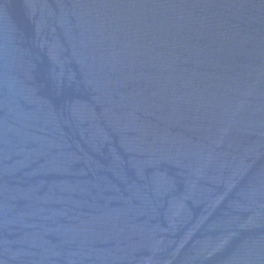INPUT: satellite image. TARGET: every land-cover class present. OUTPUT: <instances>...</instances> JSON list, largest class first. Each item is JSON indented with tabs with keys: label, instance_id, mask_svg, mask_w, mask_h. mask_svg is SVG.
Segmentation results:
<instances>
[{
	"label": "water",
	"instance_id": "1",
	"mask_svg": "<svg viewBox=\"0 0 264 264\" xmlns=\"http://www.w3.org/2000/svg\"><path fill=\"white\" fill-rule=\"evenodd\" d=\"M0 264H264V0H0Z\"/></svg>",
	"mask_w": 264,
	"mask_h": 264
}]
</instances>
